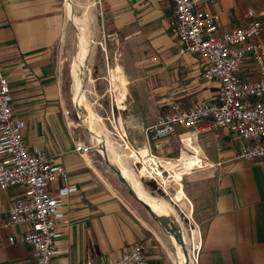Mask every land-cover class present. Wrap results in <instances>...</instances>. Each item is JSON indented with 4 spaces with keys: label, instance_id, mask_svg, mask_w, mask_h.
Returning a JSON list of instances; mask_svg holds the SVG:
<instances>
[{
    "label": "crops",
    "instance_id": "0c3cea01",
    "mask_svg": "<svg viewBox=\"0 0 264 264\" xmlns=\"http://www.w3.org/2000/svg\"><path fill=\"white\" fill-rule=\"evenodd\" d=\"M75 7H93L97 29L117 39L109 45L113 62L95 79L116 82L118 124L134 150L146 144V126L173 103L187 108L214 100L218 86L203 78L197 56L181 53L169 27L171 0H0V67L13 113L25 124L23 142L29 149L45 150L66 171V180L51 187L62 201L65 220L57 226L53 264H101L134 243L149 247L152 238L117 191L106 164L114 155L105 146L106 160L92 147L83 155L75 150L77 143L87 145L88 138L76 130L67 99L70 85L58 58L68 22L76 32L82 28L88 34L87 20L76 19ZM205 9L219 17L220 30L241 26L246 11H255L264 41V0H215ZM243 145L227 129L181 127L160 149L148 143L154 154L170 159L186 154L192 164L176 178L177 193L184 198L176 200L184 216L200 228L194 264H264V163L237 158ZM65 185L75 190L60 196ZM22 193L19 187L0 193V264H33L31 248L19 242L21 228L8 225L9 207ZM160 253L159 247L148 255L145 250L147 263L165 264Z\"/></svg>",
    "mask_w": 264,
    "mask_h": 264
},
{
    "label": "built area",
    "instance_id": "2783aa9c",
    "mask_svg": "<svg viewBox=\"0 0 264 264\" xmlns=\"http://www.w3.org/2000/svg\"><path fill=\"white\" fill-rule=\"evenodd\" d=\"M214 1L171 0L173 15L169 27L181 53L197 56L203 63V78L217 83L216 98L187 108L173 103L167 113L146 126V144L142 149L134 150L125 135L121 138L123 147L131 149L135 161L141 165L140 178L154 181L160 187L167 183L165 174L167 178L175 176L168 164L174 159L150 152L148 143L160 149L162 141L175 135L178 127L198 131L227 129L244 142L236 153L237 158L264 163L262 23L255 11L248 9L241 26L220 30L219 17L205 9ZM114 40L117 42L116 38ZM11 100L0 67V193L13 187L23 192L9 207L8 225L21 228L19 242L31 248L33 264H53L58 253L54 245L59 237L57 226L65 220L62 201L56 198L51 187L59 179L66 180V171L51 162L42 148L29 149L24 144L25 124L14 115ZM75 150L83 153L85 148L78 144ZM195 163L204 165L206 162ZM74 190L73 186L65 185L58 194L64 196ZM101 264H148L145 246L134 243L117 258Z\"/></svg>",
    "mask_w": 264,
    "mask_h": 264
},
{
    "label": "rangeland",
    "instance_id": "374dc122",
    "mask_svg": "<svg viewBox=\"0 0 264 264\" xmlns=\"http://www.w3.org/2000/svg\"><path fill=\"white\" fill-rule=\"evenodd\" d=\"M94 12L95 10L93 7L89 9L88 8L81 9L75 7V10L73 12L76 19L78 20L85 19L87 20L88 23V26L86 27V31H88L89 34L90 51L86 57L87 70L86 72H84V81H83V88H84L83 92L86 98L87 106L86 104L85 106L83 104H79L78 107L76 106L73 99L74 89H73L72 66L77 59L78 32H76L75 26L71 25L69 22H68V32L65 36L66 38L65 40L63 38V41L61 43V48L58 51L59 52L58 58L61 61L60 66L63 76L64 77L67 76L68 83L70 85V94L67 96V99L69 97L70 104L72 106L71 107L72 117L74 120V124L77 127L76 130H78L77 132H81V135L83 137L85 136L88 138L87 145L81 144L82 148L88 149L89 147H92L93 151L100 152L99 143L97 139L94 138L95 136L91 134V132L88 130L87 127L89 123V115H90L89 112L92 110L91 113L93 112L95 119L97 120L96 121L97 124L95 125L96 129L98 128L97 130L100 133V136L103 135V139L100 140L103 144L108 146L109 148L108 151L110 152V154L116 157L118 156V158L121 159L123 166H125L128 169H132V172L140 181L143 189L146 192L148 191L150 195L161 198L165 200L168 204H170L171 207L173 206L172 208L176 213L175 215L181 223L182 239L180 240V242L175 243L171 239L170 235H168V233L160 226V224H158L157 221L152 219V217L144 209V207L140 205L138 202H136L130 196L125 186L120 182L117 175L112 171V175L114 178L113 180L115 186L118 189L117 191L119 192V195L121 196L123 201L132 209V211H134L136 216L146 227V232L149 238H152L149 247L147 244L143 243L146 246L145 247L146 255H148L150 249L152 250V248L155 249L159 247V249L161 250L160 255L162 257V261L165 264H178V257L180 253L183 255V258H187L188 260H190V264H194L196 252L200 244V228L198 225L193 223L192 218L190 217L186 218L184 216V213L178 206L179 203L176 199H177V194L180 193H177L178 186H177L176 177L174 176L173 178H167V175L165 174L164 176L167 183L165 184V186L161 185V187L158 186L154 181L147 179L145 181L143 179H139L140 177L139 170L141 169V165L135 161L136 160L135 154L130 151L121 149V147L118 146V143H122L121 140L122 136L124 135L126 136V134L122 130V128L119 127L118 124L119 114L114 107V102H118L120 96L119 91L116 90V86H115L116 82H113L111 80L109 81V79H95V76L97 74L99 75V77L103 76V74H100L102 69L106 74L105 72V70L107 71L106 66L110 65V62H113V60L110 58L113 56H110L111 54L109 52L110 51L109 45L111 47L113 43H117V42L114 40L115 38L114 36H111L110 34L109 35L102 34L100 30L97 29L93 14ZM94 29L97 30L94 31ZM87 71H88V77L86 79L85 77L87 75ZM123 98L124 97L122 96L121 101L122 100L124 101L125 98L124 99ZM78 144L80 143H77L76 145ZM85 152L87 151L85 150L83 153ZM83 153L81 154L83 155ZM148 187H152L153 189L151 190ZM181 199L184 200L183 196H181ZM192 231H195L197 233V238H195L196 240L192 237L191 234Z\"/></svg>",
    "mask_w": 264,
    "mask_h": 264
},
{
    "label": "bare ground",
    "instance_id": "6f19581e",
    "mask_svg": "<svg viewBox=\"0 0 264 264\" xmlns=\"http://www.w3.org/2000/svg\"><path fill=\"white\" fill-rule=\"evenodd\" d=\"M78 35H79V37H78L77 59L73 63V66H72V75H73V89H74L73 90V99H74L76 106L79 107V104H83L84 106L86 104V106H87L86 98H85V95L83 92L84 91L83 81H84V72H86V70H87V67H86L87 65H86L85 60H86L87 54L89 53V47L87 46V42L89 41V37H88L89 35L82 28L79 29ZM91 111L90 112L87 111L90 114L89 115V123L87 126L88 130L91 132V134L93 136H95L94 138H97V140L98 139L102 140L103 135L100 136V133L97 130L98 128L96 129L95 125L97 124L96 123L97 120L95 119V116H94L93 112L91 113ZM101 140H100V142H101ZM101 145L103 146V148L105 146L107 150L109 149L108 146H106L102 142H101ZM111 158H112V161L110 160V162L114 166H116V168L118 169L119 173L121 174L123 180L127 183L129 189L133 192V194L137 198H139L140 200H142L143 202H145L147 204V206H148L147 212L150 214V216L152 215V216H155L156 218L159 219L158 224H160V226L168 233V235H170L171 239L175 243L180 242V240L182 239L181 223L175 215L176 213L174 212V209L172 208L173 206L171 207V205L168 204L165 200L158 198V197H154V196L150 195L148 192H146L143 189L140 181L137 179V177L132 172V169L130 170V169L126 168L125 166H123V163L120 161L118 156L117 157L111 156ZM122 158H124V157H122ZM168 164L170 167L173 168V170L175 172V177L177 179L180 178V175H181L183 170L191 167V165H192V164H190V160L188 159L186 154L183 155L181 160H178V159L177 160L176 159L170 160L168 162ZM180 195L181 194H178L177 200L181 199L182 195L181 196ZM191 234H192V237L194 239L197 238V233L195 231H192ZM178 264H190V260H188L187 258H183V255L180 253V255L178 257Z\"/></svg>",
    "mask_w": 264,
    "mask_h": 264
},
{
    "label": "water",
    "instance_id": "95a60500",
    "mask_svg": "<svg viewBox=\"0 0 264 264\" xmlns=\"http://www.w3.org/2000/svg\"><path fill=\"white\" fill-rule=\"evenodd\" d=\"M100 150L106 160V155H105V151H104V148L102 145H100ZM106 164L108 165V167L117 175L118 179L120 180V182L125 186V188L127 189L128 193L130 194V196L136 201L138 202L140 205H142L144 207V209L147 211L148 210V206L145 202H143L142 200H140L139 198H137L133 192L129 189L127 183L123 180L121 174L119 173L118 169L116 168V166L112 165L111 163H109L107 160H106ZM152 219L159 222V219L156 218L155 216H152Z\"/></svg>",
    "mask_w": 264,
    "mask_h": 264
},
{
    "label": "trees",
    "instance_id": "16d2710c",
    "mask_svg": "<svg viewBox=\"0 0 264 264\" xmlns=\"http://www.w3.org/2000/svg\"><path fill=\"white\" fill-rule=\"evenodd\" d=\"M148 188L151 189V190L153 189L152 187H148Z\"/></svg>",
    "mask_w": 264,
    "mask_h": 264
}]
</instances>
